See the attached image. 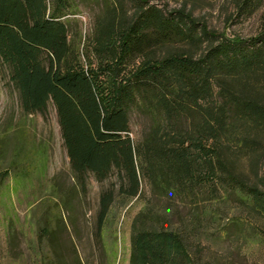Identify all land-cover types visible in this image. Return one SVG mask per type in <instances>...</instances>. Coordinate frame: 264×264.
Wrapping results in <instances>:
<instances>
[{"label": "trees", "instance_id": "obj_1", "mask_svg": "<svg viewBox=\"0 0 264 264\" xmlns=\"http://www.w3.org/2000/svg\"><path fill=\"white\" fill-rule=\"evenodd\" d=\"M262 2L241 0L237 15H251ZM68 14H74L68 0H0V70L24 114L54 107L79 183L89 172L103 181L115 171L118 193L127 200L139 198L142 180L162 197L164 207L150 201L133 218L130 264H195L184 232L150 225L168 220L176 197L194 196L192 184L202 172L264 215V174L248 182L231 159L233 149L247 152L252 164L264 155V14L257 35L234 39L199 27L184 7L166 11L145 0H109L86 48L116 61L111 75L123 83L111 105L91 73L78 68ZM113 37L124 38L119 50ZM134 112L148 121L140 137L130 126ZM194 143L205 144L207 154ZM114 197L112 187L100 192L98 231Z\"/></svg>", "mask_w": 264, "mask_h": 264}, {"label": "rangeland", "instance_id": "obj_2", "mask_svg": "<svg viewBox=\"0 0 264 264\" xmlns=\"http://www.w3.org/2000/svg\"><path fill=\"white\" fill-rule=\"evenodd\" d=\"M68 1L74 14L67 15V31L79 51L78 68L91 73L99 96L111 105L123 83L111 75L116 61L108 52L96 54L86 48L95 19L109 0ZM145 1L166 11L184 7L199 27L227 38L246 39L262 30L264 0L251 15H237L241 0ZM123 40L113 37L111 43L119 50ZM130 126L134 137H140L148 121L134 112ZM192 147L203 156L209 151L203 143ZM233 150L237 175L253 182L264 174L263 154L252 164L247 152ZM211 175L202 172L196 177L194 196L171 202L166 222L143 227L180 229L195 264H264V215ZM119 183L115 171L103 181L89 172L84 184L79 183L68 164L54 107L48 103L43 112L24 114L0 70V264H77L76 259L80 264H130L133 218L145 204L164 207V200L145 180L139 198L127 200L118 193ZM109 187L115 197L98 231L100 192Z\"/></svg>", "mask_w": 264, "mask_h": 264}]
</instances>
